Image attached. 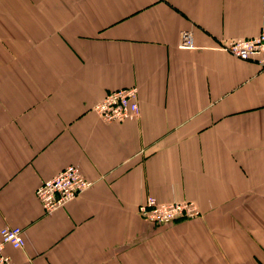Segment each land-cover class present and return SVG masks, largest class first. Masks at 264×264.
<instances>
[{
	"label": "crops",
	"instance_id": "1",
	"mask_svg": "<svg viewBox=\"0 0 264 264\" xmlns=\"http://www.w3.org/2000/svg\"><path fill=\"white\" fill-rule=\"evenodd\" d=\"M262 23L264 0H0L13 264H264V67L215 48ZM131 86L135 118L91 111ZM70 164L91 185L44 214L34 189ZM146 195L200 215L151 224L135 212Z\"/></svg>",
	"mask_w": 264,
	"mask_h": 264
},
{
	"label": "built area",
	"instance_id": "2",
	"mask_svg": "<svg viewBox=\"0 0 264 264\" xmlns=\"http://www.w3.org/2000/svg\"><path fill=\"white\" fill-rule=\"evenodd\" d=\"M179 48H193L191 33L180 32ZM215 48L240 60H253L264 67V23L259 32L252 37L237 38ZM97 116L105 122H120L135 118L138 114L137 89L133 86L107 91L103 97L91 106ZM91 185L73 164L60 169L49 179L39 182L34 189L42 212L50 214L61 208ZM136 214L151 224H169L176 220L198 217L200 212L191 200L159 201L152 195H146L137 204ZM24 244L22 231L17 226L0 228V264H13L4 248H21Z\"/></svg>",
	"mask_w": 264,
	"mask_h": 264
}]
</instances>
